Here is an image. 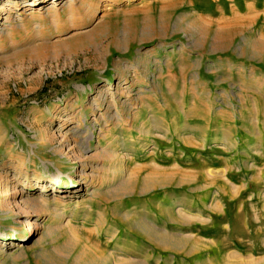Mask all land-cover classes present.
<instances>
[{
	"label": "rangeland",
	"instance_id": "1",
	"mask_svg": "<svg viewBox=\"0 0 264 264\" xmlns=\"http://www.w3.org/2000/svg\"><path fill=\"white\" fill-rule=\"evenodd\" d=\"M52 2L0 0V264H264V0Z\"/></svg>",
	"mask_w": 264,
	"mask_h": 264
},
{
	"label": "bare ground",
	"instance_id": "2",
	"mask_svg": "<svg viewBox=\"0 0 264 264\" xmlns=\"http://www.w3.org/2000/svg\"><path fill=\"white\" fill-rule=\"evenodd\" d=\"M56 0H53L52 4H54ZM9 3V2H8ZM33 5H36V3H34ZM2 9H5V7H2ZM142 119H145V118H142ZM146 121H144L145 123ZM142 129V128H141ZM142 131V130H140ZM211 171V170H209ZM210 173V172H209ZM64 173L62 171H58L56 174H54L53 176H47V177H38L36 179V183L35 184H41V183H46V184H56V183H59L62 181V177H63ZM68 180L72 181V182H75V179L73 178V176H69L68 177ZM27 182V180H26ZM21 186H15V190L13 191L12 194H17L21 191ZM16 233H19V232H16ZM5 235H7V233L5 232H0V236L1 238H4Z\"/></svg>",
	"mask_w": 264,
	"mask_h": 264
},
{
	"label": "crops",
	"instance_id": "3",
	"mask_svg": "<svg viewBox=\"0 0 264 264\" xmlns=\"http://www.w3.org/2000/svg\"><path fill=\"white\" fill-rule=\"evenodd\" d=\"M167 65H168V62H167ZM167 65H166V67H167ZM172 70H173V69H170V70H169L168 67H167V72L170 73V72H172ZM171 75H172V73H170V76H171Z\"/></svg>",
	"mask_w": 264,
	"mask_h": 264
}]
</instances>
